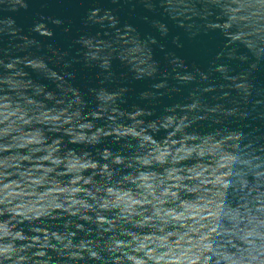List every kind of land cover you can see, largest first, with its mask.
Instances as JSON below:
<instances>
[{
    "label": "water",
    "instance_id": "obj_1",
    "mask_svg": "<svg viewBox=\"0 0 264 264\" xmlns=\"http://www.w3.org/2000/svg\"><path fill=\"white\" fill-rule=\"evenodd\" d=\"M0 264H264V0H0Z\"/></svg>",
    "mask_w": 264,
    "mask_h": 264
}]
</instances>
